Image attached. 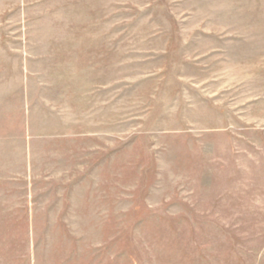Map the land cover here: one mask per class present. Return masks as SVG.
<instances>
[{
	"label": "rangeland",
	"instance_id": "374dc122",
	"mask_svg": "<svg viewBox=\"0 0 264 264\" xmlns=\"http://www.w3.org/2000/svg\"><path fill=\"white\" fill-rule=\"evenodd\" d=\"M0 264H264V0H0Z\"/></svg>",
	"mask_w": 264,
	"mask_h": 264
}]
</instances>
